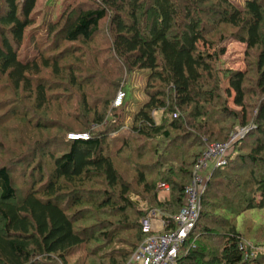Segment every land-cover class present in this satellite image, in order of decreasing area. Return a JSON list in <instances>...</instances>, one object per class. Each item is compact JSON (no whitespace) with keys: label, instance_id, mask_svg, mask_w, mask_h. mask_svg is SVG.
<instances>
[{"label":"trees","instance_id":"16d2710c","mask_svg":"<svg viewBox=\"0 0 264 264\" xmlns=\"http://www.w3.org/2000/svg\"><path fill=\"white\" fill-rule=\"evenodd\" d=\"M39 2L0 0V264H127L141 217L174 228L206 144L238 128L176 264H264V0ZM227 39L243 70L219 68ZM142 70L131 112L124 87Z\"/></svg>","mask_w":264,"mask_h":264},{"label":"built area","instance_id":"2783aa9c","mask_svg":"<svg viewBox=\"0 0 264 264\" xmlns=\"http://www.w3.org/2000/svg\"><path fill=\"white\" fill-rule=\"evenodd\" d=\"M124 96V91L118 90L113 105H120ZM240 129L233 131L225 142H212L206 145L194 166L192 180L185 188L183 205L179 212L173 216L174 228L165 233H160L164 221L161 219L160 223H155L157 214L154 210L141 217L142 231L147 236L132 253L127 264H176L181 245L199 217L201 196L211 173L206 174V172L210 165L215 168L227 163L232 144L246 132V129ZM67 137L69 139H87L89 133L70 132ZM158 186L163 190L168 189L164 183H160ZM255 249H257L255 245L245 241L244 257L253 256Z\"/></svg>","mask_w":264,"mask_h":264},{"label":"rangeland","instance_id":"374dc122","mask_svg":"<svg viewBox=\"0 0 264 264\" xmlns=\"http://www.w3.org/2000/svg\"><path fill=\"white\" fill-rule=\"evenodd\" d=\"M39 1H40L39 2L40 5L41 4L44 5V0H39ZM222 45L225 47V52L223 55L220 56L219 68L243 70L244 69V60H243L244 59V47H245L244 44L240 43L238 41H234L232 39H227L222 43ZM147 74H148L147 70H142L141 72H135L125 84L124 89L127 93L125 100L130 103L129 109L131 112L136 110L146 98L144 93L141 91V88L144 84V81H145ZM221 81H222V85L225 87L226 83H225L224 78H222ZM124 129H126V128H123V130ZM242 129H245V128H242ZM236 130L238 131L241 129L238 128ZM236 130H234V131H236ZM112 135L115 136L116 134H112ZM242 137H240V138H242ZM240 138H238V139H240ZM210 143H212V142H210ZM212 168H213V166L210 165L206 174L210 173ZM164 195H166V191L165 190L160 191L159 196L163 197ZM132 197H133V199L134 198L137 199V197L134 196L133 194H132ZM144 209H145L144 203H141L139 209H137V210L127 209L124 218L126 220L136 219L138 217V215L141 213V211H144ZM245 215H246L245 217H247V216L251 217L257 223H261L263 220V217H262L263 213L260 209H251L247 213H245ZM110 218L115 222H119L122 219L121 215H117V216H113V217L111 216ZM243 218H244V215H241L238 217L239 228H241V223L243 221ZM247 242H249V241H247ZM259 249L264 250V245H262V246L260 245Z\"/></svg>","mask_w":264,"mask_h":264},{"label":"crops","instance_id":"0c3cea01","mask_svg":"<svg viewBox=\"0 0 264 264\" xmlns=\"http://www.w3.org/2000/svg\"><path fill=\"white\" fill-rule=\"evenodd\" d=\"M160 220H161L160 218L156 217V218H155V223H156V224L160 223Z\"/></svg>","mask_w":264,"mask_h":264}]
</instances>
